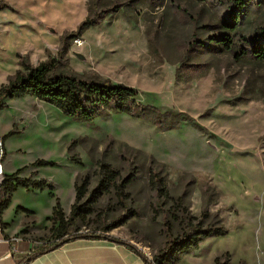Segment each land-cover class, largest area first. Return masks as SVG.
<instances>
[{
	"label": "rangeland",
	"instance_id": "rangeland-1",
	"mask_svg": "<svg viewBox=\"0 0 264 264\" xmlns=\"http://www.w3.org/2000/svg\"><path fill=\"white\" fill-rule=\"evenodd\" d=\"M0 5V86L21 69L20 59L35 66L57 57L64 35L97 16L80 36L67 39V63L59 68L133 87L142 106L173 113L177 121L161 129L114 110L84 121L32 95L4 98L0 152L4 147L7 173L23 168L21 176L53 186L13 192L3 215L6 222H25L17 236L38 247L54 239L49 216L56 199L69 212L75 182L88 173L91 190L101 161L116 170L118 182L132 176L126 197L121 204L110 189L72 229L101 233L117 221L107 233L134 245L150 262L157 258L155 264H216L225 253L229 264H264V60L241 55L264 28V0H250L236 32L223 24L235 7L232 0ZM222 35L233 39L230 51L214 40ZM37 160L44 163L31 165ZM153 179L165 186L162 191ZM187 216L227 232L177 257L160 256Z\"/></svg>",
	"mask_w": 264,
	"mask_h": 264
},
{
	"label": "trees",
	"instance_id": "trees-1",
	"mask_svg": "<svg viewBox=\"0 0 264 264\" xmlns=\"http://www.w3.org/2000/svg\"><path fill=\"white\" fill-rule=\"evenodd\" d=\"M232 1L235 7L233 10L228 11L223 24L229 31L236 32L239 28L241 11L249 4L250 0ZM96 18L97 16L93 19L87 17L79 24L75 32L64 35L62 47L58 51L57 57H48L35 66L30 65L25 58L20 59L21 69L15 72L13 78L7 84L0 86V111L5 107L4 98L32 95L59 108L65 115L84 121H90L97 115L106 114L109 110H114L133 117L147 119L161 129L175 127L177 121L173 120V113H159L155 109L145 108L137 101L138 91L133 87L124 84H113L109 79L100 77L93 72L78 75L67 73L60 69V66L67 63V57L65 56L68 47L67 39L80 36L86 28L96 23ZM220 37L219 39L214 37V40L218 42L220 40L221 42L218 44L225 50L230 51L233 48V39L229 35L226 37L222 35ZM246 47H249V49ZM241 55H248L256 60H264V28H261L259 32H255L252 35L251 41L242 47ZM12 133L11 131L3 135L1 139L4 140L7 135ZM3 153L4 151L2 152V158L4 157ZM43 163V160H37L31 165L36 166ZM22 169H17L15 172L5 175L0 183V222H2L1 215L8 207L11 195L17 188L23 187L27 190H42L47 186L50 189L53 188L45 179L21 176ZM94 171L97 174L98 181L91 190L87 188L89 185L88 173L81 176L80 181L75 182L74 201L70 206L68 215H65L59 201L56 199V203L49 216V219L55 223L53 228L54 239L36 247L28 257L18 264H27L33 257L44 251L59 248L65 243L79 238L108 240L130 250L144 264L156 263L157 258L153 259L155 262H150L134 245L107 233L111 228L118 225L117 221L104 227L101 233H90L89 231L81 233L77 228L72 229L75 219L84 220L91 213L92 205L98 197L108 193L110 189L115 190V194L121 204H123V198L126 197L124 188L132 180L131 175H127L118 182L116 170L109 164L101 161H97ZM152 184L157 191H162L165 187L161 183L157 184L156 182L155 184L154 179L152 180ZM50 195L54 196L53 192H50ZM20 209L28 210L25 208ZM181 226L182 231L168 240L166 245L160 249V256L177 257L196 248L202 239L209 236L223 235L227 232L222 225L204 227L203 221L194 216L182 218ZM215 263L229 264V254L225 253L221 258L217 257Z\"/></svg>",
	"mask_w": 264,
	"mask_h": 264
},
{
	"label": "crops",
	"instance_id": "crops-1",
	"mask_svg": "<svg viewBox=\"0 0 264 264\" xmlns=\"http://www.w3.org/2000/svg\"><path fill=\"white\" fill-rule=\"evenodd\" d=\"M3 151V154H5L4 147L0 152V170L2 174H0V183L5 175H9L6 171L3 161H1L3 159L1 157ZM20 208L23 207L20 206ZM63 212L65 215H68L69 213L64 209ZM3 214L4 211L1 215L2 222H0V264H18L20 261L28 257L38 246H36V242H31L24 238L23 240L21 237L17 236L18 231L21 229V227H23L25 222H6L4 220ZM15 237L20 239L14 240L13 238ZM27 264L144 263L136 254L121 245L114 244L104 239L79 238L71 240L59 248L44 251L43 253L33 257Z\"/></svg>",
	"mask_w": 264,
	"mask_h": 264
},
{
	"label": "built area",
	"instance_id": "built-area-1",
	"mask_svg": "<svg viewBox=\"0 0 264 264\" xmlns=\"http://www.w3.org/2000/svg\"><path fill=\"white\" fill-rule=\"evenodd\" d=\"M75 43H77V44H79L80 43V40L79 39H76L75 41H74ZM0 174H1V170H0ZM2 175V174H1ZM88 231V230H87ZM86 231V232H87ZM14 240H19L20 238H13Z\"/></svg>",
	"mask_w": 264,
	"mask_h": 264
}]
</instances>
